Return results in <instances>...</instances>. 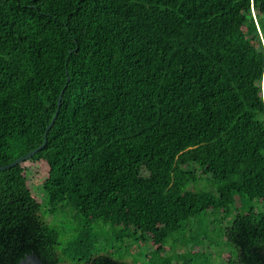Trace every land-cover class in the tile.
<instances>
[{"label": "trees", "instance_id": "1", "mask_svg": "<svg viewBox=\"0 0 264 264\" xmlns=\"http://www.w3.org/2000/svg\"><path fill=\"white\" fill-rule=\"evenodd\" d=\"M57 109L0 170V264H133L135 235L139 264H210L213 217L221 264H264V0H0V166Z\"/></svg>", "mask_w": 264, "mask_h": 264}, {"label": "rangeland", "instance_id": "2", "mask_svg": "<svg viewBox=\"0 0 264 264\" xmlns=\"http://www.w3.org/2000/svg\"><path fill=\"white\" fill-rule=\"evenodd\" d=\"M29 165V175H28V186L32 190V192L37 196V198L41 197V184L45 178V167H40L38 165H32L31 163H27ZM187 169V167H184ZM190 170L193 171L197 175V180L195 182H190L186 186V190L188 191H215L218 182H212L206 176L202 175L201 169L196 165H191ZM242 208L243 204L240 203V199H236V204L234 208ZM206 218V217H204ZM204 218L200 221V224L197 225L193 230V233H200L202 229L206 226V222ZM52 217L47 216V221H52ZM209 219V218H208ZM209 222V221H207ZM214 226L211 224L209 225V230L214 227L213 236H211L212 243L209 242L210 238H204V243L200 247V251H205L209 254V261L210 264H221L222 258L218 256V244L223 248V250H228L227 246L224 244V241L220 238V226L219 222L216 220V217H213ZM209 224V223H208ZM223 226H227L226 222H223ZM102 238L98 243V249L100 251L109 250L112 246L115 247H122L120 243H117V240H113V232L109 226L105 227L103 232H101ZM133 237H137L136 235ZM133 237L130 239H124V244L126 245L123 249H120L119 254L122 255L123 258L126 259L127 263L139 264L142 263L144 260V256L149 249L148 243H142L140 240L133 241ZM181 237V236H180ZM178 238L177 241H182L183 238ZM176 241L175 237H171L168 243L171 245ZM180 242L177 243L178 247H180ZM173 245V244H172ZM177 247V248H178Z\"/></svg>", "mask_w": 264, "mask_h": 264}, {"label": "water", "instance_id": "3", "mask_svg": "<svg viewBox=\"0 0 264 264\" xmlns=\"http://www.w3.org/2000/svg\"><path fill=\"white\" fill-rule=\"evenodd\" d=\"M63 94V90L61 91L59 98H58V108L60 107L61 104V97ZM59 110L57 109L51 119V121L49 122V124L46 126L44 134H43V143L38 146L37 148L33 149L32 151L26 153L25 155L17 158L16 160H14L13 162H11L10 164H7L5 166H0V170L3 169H7L10 167H13L15 165H18L26 160L31 159L39 150H41L47 143V133L50 130V128L52 127L57 115H58ZM18 264H43L42 261L39 259V257L35 254V253H31L29 255H26L23 259H21Z\"/></svg>", "mask_w": 264, "mask_h": 264}]
</instances>
